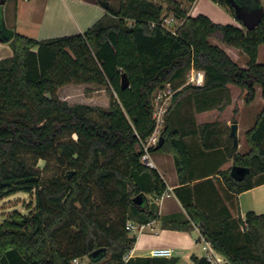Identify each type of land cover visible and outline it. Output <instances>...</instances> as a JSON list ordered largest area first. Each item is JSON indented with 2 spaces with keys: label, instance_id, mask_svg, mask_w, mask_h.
<instances>
[{
  "label": "trees",
  "instance_id": "1",
  "mask_svg": "<svg viewBox=\"0 0 264 264\" xmlns=\"http://www.w3.org/2000/svg\"><path fill=\"white\" fill-rule=\"evenodd\" d=\"M212 1L234 16L230 0ZM235 1L263 7L253 30L203 13L191 16L195 0H119L83 32L47 39L13 33L0 23L1 38L12 49L0 59V200L17 192L34 198L27 213L14 210L0 223V264H73L84 258L88 264H176L174 257H128L136 238L126 228L131 220L156 219L155 199L167 188L157 170L140 160L141 143L155 127L153 94L166 85L174 93L160 131L163 141L149 152L174 158L180 184L175 194L187 218L171 226L195 224L224 264H264V212L247 211L243 220L227 217L213 226L187 185V136H197L203 151L220 149L232 166L249 169L240 181L230 176L231 168L218 172L229 192L264 182V63L257 61L264 45V2ZM169 16L181 20L174 31L162 25ZM213 38L240 50L246 67ZM190 70L203 72L201 85L186 83ZM69 83L105 88L108 107L59 98L58 88ZM229 86L241 90L246 104L260 87L263 100L245 131L244 153L226 123L195 119L197 112L224 110ZM39 160L45 166L55 162L60 172L43 178ZM138 195L141 204L133 201ZM102 247L104 252L88 258Z\"/></svg>",
  "mask_w": 264,
  "mask_h": 264
},
{
  "label": "crops",
  "instance_id": "2",
  "mask_svg": "<svg viewBox=\"0 0 264 264\" xmlns=\"http://www.w3.org/2000/svg\"><path fill=\"white\" fill-rule=\"evenodd\" d=\"M261 2H264V0H261ZM205 10L207 11L205 12ZM208 11H211L218 20L212 18ZM104 12L105 9L99 6L97 0L0 1V23L3 24L4 28L13 33H20L35 39H47L83 32L96 22ZM199 13L207 15L216 22L233 24V16L223 10V7H216L209 0H195L189 14L195 16ZM222 49L227 51L224 48ZM11 55L12 49L9 43L4 41L0 35V59ZM196 72L197 85H201L203 72ZM229 88L230 103L224 110L210 109L197 112L195 119L197 124L214 120L224 122L228 126L236 123L237 136H239L241 118L239 117L237 122H232L230 115L231 107L235 102L233 93L236 88L234 86H229ZM237 102L242 107V101ZM184 141L191 154L187 185L192 189L193 200L196 205L210 216L211 225L214 226L227 217L243 220L247 211L259 213L256 207H264V197H253L248 202L243 200L242 196L252 193L259 187L264 189V182L239 194L229 192L218 172L231 168V159H226L224 152L220 149L203 151L197 136H187ZM237 151L239 153L246 152L239 150V143L237 144ZM150 158L153 162L152 168L157 170L165 182L169 196H163L156 201L158 212L156 219L153 221L143 224L131 220L134 229L130 233L136 239L128 257L149 256L153 249L167 248L172 251L170 257L176 258V264H198L201 257L198 255L200 250V243L198 242L199 228L193 223L184 229L171 226V222L187 218V214L175 194V188L179 187L180 184L174 158L171 154L158 152L150 153ZM243 206L250 208L244 213V216L241 214Z\"/></svg>",
  "mask_w": 264,
  "mask_h": 264
},
{
  "label": "rangeland",
  "instance_id": "3",
  "mask_svg": "<svg viewBox=\"0 0 264 264\" xmlns=\"http://www.w3.org/2000/svg\"><path fill=\"white\" fill-rule=\"evenodd\" d=\"M19 2L21 0H18ZM110 3L112 6H117L119 0H106ZM212 4H214L216 7H221L218 4L214 3L212 0H209ZM223 10L227 11L225 8ZM207 10H205L206 12ZM204 12V13H205ZM214 18L217 19L215 15L211 11H208ZM218 20V19H217ZM214 21V20H213ZM216 22V21H215ZM181 23V20H176L175 26L177 27L178 24ZM220 23H229V22H220ZM233 24L243 27L239 20H237L233 16ZM174 27H171L172 30H174ZM212 43L221 46L224 48L225 51L233 61H235L240 67L244 68L246 67V57L245 55L238 49L226 46L225 44L221 43L216 38L211 39ZM258 63H264V45H260L259 47V53H258ZM197 70H190L189 73L186 76V83H191L194 85L198 84V81L196 79ZM200 74V73H199ZM203 83V82H202ZM170 86L166 85L164 88L168 89ZM235 87V86H234ZM236 91L233 93V98L235 100L234 104L231 107L230 115H231V121L232 117L235 119V122H237V119L241 118V129L238 137V143H239V150L241 152H244L248 149V145L245 140V131L251 127L256 119V116L260 113L263 107V100L260 95V87H256L257 95L255 99L249 103L246 104L243 99V93L241 90L237 87H235ZM57 96L63 100H66L70 104L75 103H87L90 105H97L102 107H108L109 101H110V93L103 87L95 85L93 83H85V84H75V83H69L62 87H59L57 92ZM237 101H242L240 107L239 103ZM234 108H237L236 111H233ZM46 162L44 160H39L37 162V168L41 171V175L43 178H50L60 172V169L55 164V162H50L47 166ZM255 197H264V189L261 187L255 189L252 193H248L242 196L243 200L250 201L251 198ZM157 201V199H155ZM34 205V198L32 194L25 193V192H17L13 195H10L9 197H5L4 199L0 200V223L7 218V214L9 212H12L14 210L27 213L28 208L30 206L32 207ZM244 205V204H243ZM250 208H243L241 209V214L244 216V213ZM256 210L259 213L264 212V207H256ZM199 257L204 255V252L202 250L201 244H199ZM83 264H88V259L84 258L82 260Z\"/></svg>",
  "mask_w": 264,
  "mask_h": 264
},
{
  "label": "built area",
  "instance_id": "4",
  "mask_svg": "<svg viewBox=\"0 0 264 264\" xmlns=\"http://www.w3.org/2000/svg\"><path fill=\"white\" fill-rule=\"evenodd\" d=\"M176 20L177 19L174 16H169L163 21L162 25L172 30L171 27L175 26ZM173 93L174 90L169 87L168 89L164 88L157 90L153 94L152 117L155 121V127L153 132L141 143L143 153L141 155L140 160L143 164L148 167H153V162L150 158L149 148L156 145L159 141L161 127L164 122V114L168 108ZM163 196H169L167 190L157 200L161 199ZM126 228L129 232H131L134 229V224L131 221H128L126 223ZM198 242L201 244L204 256L208 259L210 264H224V258L214 250L211 243L202 234H199ZM171 255L172 251L167 248H156L151 250L150 252V256L153 257H170ZM73 264H83V262L82 260L74 259Z\"/></svg>",
  "mask_w": 264,
  "mask_h": 264
},
{
  "label": "water",
  "instance_id": "5",
  "mask_svg": "<svg viewBox=\"0 0 264 264\" xmlns=\"http://www.w3.org/2000/svg\"><path fill=\"white\" fill-rule=\"evenodd\" d=\"M97 3L99 6H101L103 9H107L109 2L106 0H97ZM230 3L234 9V17L239 20L242 24V26L246 30H253L261 21L262 15H263V7L262 6H256V7H249V6H244L241 3L236 2L235 0H230ZM129 86V81L126 76V74L122 75L121 78V88L125 89ZM230 131L229 134L233 138V143L235 146H237V124L232 123L229 126ZM163 141V138L160 136L158 145H160ZM157 145V146H158ZM71 173V172H70ZM249 173V169L247 167L243 166H237L233 165L230 169V176L235 180V181H240L245 178V176ZM133 201L136 202L137 204L142 203V198L138 195L133 198ZM105 248H98L91 252L88 255V258H95L97 257L100 253L104 252ZM198 264H209L208 259L205 256H201L199 258Z\"/></svg>",
  "mask_w": 264,
  "mask_h": 264
}]
</instances>
